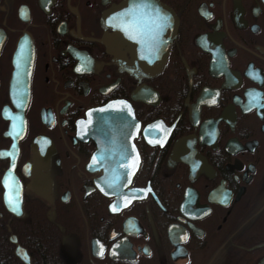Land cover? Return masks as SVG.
Listing matches in <instances>:
<instances>
[{"label":"flooded vegetation","instance_id":"flooded-vegetation-1","mask_svg":"<svg viewBox=\"0 0 264 264\" xmlns=\"http://www.w3.org/2000/svg\"><path fill=\"white\" fill-rule=\"evenodd\" d=\"M24 260L264 264V0H0V264Z\"/></svg>","mask_w":264,"mask_h":264},{"label":"water","instance_id":"water-1","mask_svg":"<svg viewBox=\"0 0 264 264\" xmlns=\"http://www.w3.org/2000/svg\"><path fill=\"white\" fill-rule=\"evenodd\" d=\"M25 85H27V83ZM26 90H27V88H26ZM26 94H27V91H26ZM27 98H28V96H26V98H24L25 99V104H26ZM115 107L122 108L123 106L121 104H119V103L116 104L115 102H109V103H107V104H105V105H103L101 107L93 108V109L89 110L87 114L91 116L90 124H94L93 121H95L96 117L99 116V115H102V116L105 115L107 117V119L111 115H116L115 113H113V109ZM105 122H107V120H105ZM108 122H110V121L108 120ZM108 122L106 124H108ZM95 123H96V121H95ZM95 125L96 124H94V128H95ZM24 262L26 264H28V262L26 260H24Z\"/></svg>","mask_w":264,"mask_h":264},{"label":"snow or ice","instance_id":"snow-or-ice-1","mask_svg":"<svg viewBox=\"0 0 264 264\" xmlns=\"http://www.w3.org/2000/svg\"><path fill=\"white\" fill-rule=\"evenodd\" d=\"M157 18L161 21V23L165 22L166 19H167V18L164 17V16H158Z\"/></svg>","mask_w":264,"mask_h":264}]
</instances>
